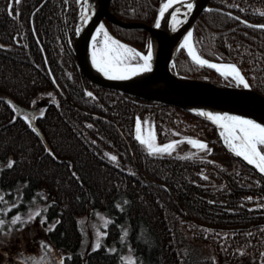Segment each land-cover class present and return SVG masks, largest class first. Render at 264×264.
Here are the masks:
<instances>
[{
    "label": "trees",
    "instance_id": "obj_1",
    "mask_svg": "<svg viewBox=\"0 0 264 264\" xmlns=\"http://www.w3.org/2000/svg\"><path fill=\"white\" fill-rule=\"evenodd\" d=\"M165 1L112 0L111 7L125 21L153 24ZM76 2L0 0V161H9L0 189L10 201L20 197L9 214L45 188L43 222L65 251L62 264H118L128 249L137 264H217L207 247L223 264H264V177L227 152L211 122L81 74L72 44ZM211 7L195 24L200 55L235 63L264 94V28L243 21L264 24V0H211ZM105 23L148 51L147 30ZM173 70L236 84L185 48ZM145 116L160 141L168 127L199 134L205 156L151 153L137 139L136 121ZM89 211L108 218L95 250L83 247Z\"/></svg>",
    "mask_w": 264,
    "mask_h": 264
},
{
    "label": "water",
    "instance_id": "obj_2",
    "mask_svg": "<svg viewBox=\"0 0 264 264\" xmlns=\"http://www.w3.org/2000/svg\"><path fill=\"white\" fill-rule=\"evenodd\" d=\"M111 2L112 0H77L76 2L77 10L74 19L72 44L76 63L81 74L94 84L122 91L129 95L132 94L139 98L167 103L173 106L176 105L183 111L190 112L195 116L211 122L214 124L216 132L227 152L237 157L250 169L264 177V172H261L255 164H249L242 157L235 154L230 144L226 141V137L221 135L224 129L207 115H204V113H211L213 115L237 116L252 120L264 126V94L252 87L242 69L233 62L228 63L237 66L247 81L248 87H244L239 81L238 84H217L209 79L194 78L186 74L183 75L177 70H173L175 57L182 49L186 48V41L195 44V24L202 13L215 8L211 7V0H180L177 3L171 4L170 7L164 10V15L161 16L160 13L163 6L168 3V0H166L153 24H148L140 20L125 21L119 18L111 7ZM189 3L192 4L191 9L187 7ZM106 19L116 26L123 28H142L149 32V50L147 53H144L124 40L117 38L109 30L115 40L128 48H132L141 56L149 54L150 51L152 56L150 71H144L131 78L117 80L110 79L98 70L93 63L92 53L100 26L103 25L107 29ZM243 21L255 27L264 25ZM189 33H191L190 38ZM187 52L193 59V56L188 50ZM197 52L200 58L207 60L209 63L216 64L217 66L218 64H228L220 61L216 62L201 56L198 48ZM137 63H143V61L133 62V64ZM202 66L206 67L207 65ZM211 69L222 74L219 68V70L217 68ZM17 107L19 109L18 115H20L23 110L19 105ZM31 121L34 129L37 130L41 139L47 144L44 133L39 128L36 119H34V115L31 116Z\"/></svg>",
    "mask_w": 264,
    "mask_h": 264
},
{
    "label": "rangeland",
    "instance_id": "obj_3",
    "mask_svg": "<svg viewBox=\"0 0 264 264\" xmlns=\"http://www.w3.org/2000/svg\"><path fill=\"white\" fill-rule=\"evenodd\" d=\"M137 58L140 59L139 56L136 57V59ZM136 59L133 60L132 63L141 62V59L140 61ZM222 76L233 79L236 84L239 83L238 80L234 79L232 76ZM138 122L141 125L142 134L145 137H147L150 130L154 133V143L156 146L164 147L165 145L172 144L174 147L170 150V152L176 154L179 153L185 156L190 155L195 157H203L209 148V145L199 136V134L186 133L178 129H170L169 127L168 138L165 141H160V137L157 135L155 125L153 124L150 116H145L142 119H138L136 121V125ZM189 141H198L202 144H205L207 147L202 149L198 144H193ZM263 149L264 147H261L262 152H264ZM8 163L9 161H0V171L6 165H8ZM40 195L41 196L38 198L36 197L33 200L32 204H30L27 209H17V211L14 213L9 214L10 209H12L14 206H17L19 203L18 200L20 197L17 198L16 201H10L6 196V193L0 189V221L3 225L0 232V264L63 263L62 258L65 251L64 249H59L53 245L51 239L48 237L49 227L45 226L43 222L45 219L44 212L47 209L46 204L48 201V194L45 188L41 189ZM17 216L21 217L22 222L12 223L14 218ZM107 222V216L98 211L93 213L92 211H89L87 215L84 216L83 225L85 237L83 240V247L88 245L89 249H94L95 244L98 240L100 241V238L104 233V227L108 225ZM206 251L213 259L215 258V263L223 264L216 252H213L208 247L206 248ZM123 256L124 257L119 261L118 264H128L129 260H132L135 262V264H137L130 249H128L126 254ZM242 264L251 263L243 262Z\"/></svg>",
    "mask_w": 264,
    "mask_h": 264
},
{
    "label": "snow or ice",
    "instance_id": "obj_4",
    "mask_svg": "<svg viewBox=\"0 0 264 264\" xmlns=\"http://www.w3.org/2000/svg\"><path fill=\"white\" fill-rule=\"evenodd\" d=\"M17 2H19V0H17ZM172 2L173 0H168V3L163 6V9L160 13L161 16L164 15V10H166L172 4ZM187 7L188 9H191L192 4L189 3ZM256 27L264 28V25ZM100 32H102L104 35L103 45L102 47L96 48L92 53L93 63L96 65L99 71L104 73L110 79L121 80L129 78V75H135L138 71L151 70L150 61L152 56L150 51L149 54L141 56L133 49L128 48L127 46L122 45L118 41L110 38L107 32L104 30L103 25L100 26ZM97 35L99 36L100 33H97ZM190 37L191 33H189V38ZM185 46H190L187 41ZM138 56L143 61V63L133 64L132 61ZM193 59L200 65H207L208 67L218 69L216 64L209 63L207 60L200 58L195 53H193ZM223 68L224 72L222 74L232 76L234 79L242 83L244 87L249 86L236 65L228 64L224 65ZM88 95L91 96L92 94L88 93ZM204 115H207L214 122L218 123L222 129H224L221 135L226 137V141L231 145L237 156L242 157L249 164H255V166L259 168L261 172H264V152L261 151V147H264V126L252 120L237 116L220 114L213 115L211 113H204ZM136 130L138 133L137 139L142 144H145L153 154L170 152V150L174 147L172 144L165 145L164 147L156 146L154 143V133L150 130L147 137H145L142 134L141 125L139 122L137 123ZM189 142L198 144L202 149L207 147L205 144H202L198 141ZM112 159H116V157H112ZM17 222H22L21 217L17 216L12 221V223ZM2 227V222H0V228ZM99 247L100 243L98 240L95 244L94 250L99 249ZM128 264H135V262L129 260Z\"/></svg>",
    "mask_w": 264,
    "mask_h": 264
},
{
    "label": "bare ground",
    "instance_id": "obj_5",
    "mask_svg": "<svg viewBox=\"0 0 264 264\" xmlns=\"http://www.w3.org/2000/svg\"><path fill=\"white\" fill-rule=\"evenodd\" d=\"M178 1H180V0H173V2H172V4H174V3H177ZM171 6V5H170ZM169 6V7H170ZM103 28H104V30L107 32V34H108V36L110 37V38H112L113 40H115L113 37H112V35L110 34V29H108V27H107V29L105 28V26H103ZM98 33H100V35L98 36H96V39H95V43H94V45H95V47H93V49L95 50L96 48H99V47H102V45H103V39H104V35H103V33L102 32H100V30H99V32ZM117 41V40H116ZM119 42V41H118ZM120 43V42H119ZM121 44V43H120ZM188 44L190 45L189 47H186L187 48V50L189 51V53L193 56V53H195L196 55H198V52H197V47H196V44H192V42H188ZM130 48V47H129ZM150 64H152V61H150ZM229 64V63H228ZM228 64H218V68L220 69V71L223 73L224 72V68H223V66L224 65H228ZM142 72H144V71H138L135 75H129V77L131 78V77H133V76H137V75H139V74H141ZM224 75V74H223ZM225 76H227V75H225Z\"/></svg>",
    "mask_w": 264,
    "mask_h": 264
},
{
    "label": "flooded vegetation",
    "instance_id": "obj_6",
    "mask_svg": "<svg viewBox=\"0 0 264 264\" xmlns=\"http://www.w3.org/2000/svg\"><path fill=\"white\" fill-rule=\"evenodd\" d=\"M0 205H1V202H0ZM0 222H1V221H0ZM1 230H2V229L0 228V232H1Z\"/></svg>",
    "mask_w": 264,
    "mask_h": 264
}]
</instances>
